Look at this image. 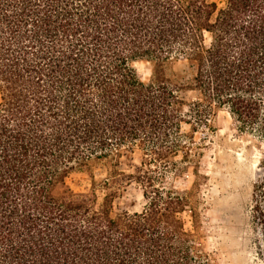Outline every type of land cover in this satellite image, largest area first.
Returning a JSON list of instances; mask_svg holds the SVG:
<instances>
[{"label":"trees","instance_id":"trees-1","mask_svg":"<svg viewBox=\"0 0 264 264\" xmlns=\"http://www.w3.org/2000/svg\"><path fill=\"white\" fill-rule=\"evenodd\" d=\"M222 108L264 141V0H0V264H216L183 218L193 190L159 184L192 161L183 124ZM98 164L102 197L67 186ZM133 181L145 207L113 214ZM253 201L264 233V174Z\"/></svg>","mask_w":264,"mask_h":264},{"label":"rangeland","instance_id":"rangeland-1","mask_svg":"<svg viewBox=\"0 0 264 264\" xmlns=\"http://www.w3.org/2000/svg\"><path fill=\"white\" fill-rule=\"evenodd\" d=\"M134 67L143 81L153 78V63L139 60ZM182 67L175 66L176 76L171 77L178 78ZM182 95L189 103L198 94L186 91ZM182 129L193 141L192 161H186L179 153L175 157L178 168H169L163 173L159 185L179 194L193 190L192 200L197 211L195 227L190 207L183 218L186 227L194 231L196 242L214 254L216 264H264V233L253 217L254 183L264 174V141L253 133L241 132L224 108L215 111L208 125H199L192 131L184 123ZM140 163L139 151L128 152L117 168L130 173ZM90 170L73 171L66 184L73 191L82 192L90 191L95 183L102 197L99 184L109 177L111 169L98 164ZM145 205L143 187L133 181L113 199L112 212L133 213Z\"/></svg>","mask_w":264,"mask_h":264}]
</instances>
